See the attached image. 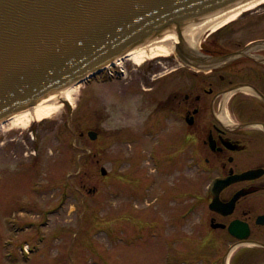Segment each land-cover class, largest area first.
<instances>
[{
    "label": "rangeland",
    "instance_id": "rangeland-1",
    "mask_svg": "<svg viewBox=\"0 0 264 264\" xmlns=\"http://www.w3.org/2000/svg\"><path fill=\"white\" fill-rule=\"evenodd\" d=\"M228 25L241 40L264 35V3ZM170 54L116 60L121 74L81 83L49 117L0 126V264H213L224 244L200 241L199 217L184 214L207 178L179 144L159 142L174 121L158 112L146 133L154 106L139 80L176 66Z\"/></svg>",
    "mask_w": 264,
    "mask_h": 264
},
{
    "label": "flooded vegetation",
    "instance_id": "flooded-vegetation-1",
    "mask_svg": "<svg viewBox=\"0 0 264 264\" xmlns=\"http://www.w3.org/2000/svg\"><path fill=\"white\" fill-rule=\"evenodd\" d=\"M237 30H209L199 42L187 34L181 53L176 39L170 56L177 65L162 74L152 65L139 83L154 106L145 119L147 135L155 136L163 122L158 112L174 121L178 126L159 142L179 144L176 154L188 151L195 173L207 178L202 203L184 214L199 217L200 241L224 244L213 264H264V35L241 40ZM159 92L164 96L157 102Z\"/></svg>",
    "mask_w": 264,
    "mask_h": 264
},
{
    "label": "water",
    "instance_id": "water-1",
    "mask_svg": "<svg viewBox=\"0 0 264 264\" xmlns=\"http://www.w3.org/2000/svg\"><path fill=\"white\" fill-rule=\"evenodd\" d=\"M245 1L0 0V123L166 33L181 53L189 27Z\"/></svg>",
    "mask_w": 264,
    "mask_h": 264
},
{
    "label": "bare ground",
    "instance_id": "bare-ground-1",
    "mask_svg": "<svg viewBox=\"0 0 264 264\" xmlns=\"http://www.w3.org/2000/svg\"><path fill=\"white\" fill-rule=\"evenodd\" d=\"M262 3H264V0H248L195 24L191 28L193 33H191L192 39L190 41H197L205 31H215L230 23L242 12L253 9ZM176 38L177 35L175 32L166 33L163 36L149 41L138 50L128 53L126 58L132 57L134 60H139L143 57L154 59L160 56H166L171 52ZM190 41L189 43H192ZM80 84L75 83L65 90L14 114L9 119L1 122V126L5 123L15 124L23 122V124H27L30 120H41L49 117L59 107V102L65 100L72 103Z\"/></svg>",
    "mask_w": 264,
    "mask_h": 264
}]
</instances>
